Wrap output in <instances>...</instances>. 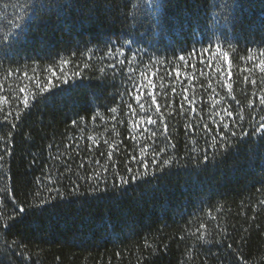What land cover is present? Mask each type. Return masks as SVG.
Listing matches in <instances>:
<instances>
[{
	"label": "trees",
	"instance_id": "1",
	"mask_svg": "<svg viewBox=\"0 0 264 264\" xmlns=\"http://www.w3.org/2000/svg\"><path fill=\"white\" fill-rule=\"evenodd\" d=\"M0 41V264H264V0H0Z\"/></svg>",
	"mask_w": 264,
	"mask_h": 264
},
{
	"label": "snow or ice",
	"instance_id": "2",
	"mask_svg": "<svg viewBox=\"0 0 264 264\" xmlns=\"http://www.w3.org/2000/svg\"><path fill=\"white\" fill-rule=\"evenodd\" d=\"M146 3L152 4L153 3V0H146ZM17 27H20V25H17ZM0 43H3V41H0ZM204 51L207 52V51H209V49H204ZM220 53H221V49L218 46L217 49H216V52L213 53L212 55H213V57H215L217 54H220ZM190 55H192V54L190 53ZM222 55L225 58V60H228L229 69H228L227 75H228L229 78H231V76H232V73H231V61L229 59L228 53L227 52H223ZM261 55H264V52H262ZM201 56H202V54H201ZM179 59L181 61H185V63H187L186 58L184 56L179 57ZM249 59H251V57H249ZM69 62H70L69 60L61 59V61L59 63V66H58V70H59L60 75H57V70L56 69L49 68L48 71H50L52 73V76H55L56 79H58V80H60V81H62L64 83H67V75L64 72V66L67 65ZM200 62L203 63L204 62L203 59H201ZM119 63L120 64H124L125 61L124 60H120ZM209 66H211V60H209ZM85 67H87V65H85ZM110 67L115 68L116 65L113 64V65H110ZM192 67H195V65H192ZM256 67H259L260 71L261 72H264V60H260L259 63L256 65ZM33 71H35V70H33ZM130 71H135V69H130ZM217 71H221V69L219 68V66H217ZM77 74L78 73H73V75H77ZM201 74H203V73H201ZM24 75H25V77H27L28 76V73H24ZM151 75H155V73H152ZM177 75H179V72L178 71H177ZM140 76H141V80H139V81H133V87H134L135 91L137 93H140L139 95H135L134 96V99H135L136 103L139 104L140 110L143 111V110H145V105H144V103H141V96L143 95V93L141 92V89L142 88H147V87L155 88V85L152 83V80L149 77V73L141 72L140 73ZM244 79L247 80L248 77L245 76ZM224 83H225V85L228 88L229 94H231V92H232V85L229 84L227 82V80H225ZM251 83L252 84H255L256 81L255 80H252ZM51 86H53L51 79H48L47 82L43 84V86L40 85L39 81L37 82V88L39 89V92L40 93L47 92L48 89H49V87H51ZM0 87H2V85H0ZM19 91L21 93H26V91H27L26 86L25 87H20L19 88ZM173 91H174V89H173ZM185 91H187V89H185ZM36 96H37V93H32V98L33 99H35ZM233 98H235V97H233ZM7 99H8L7 97H0V101H6ZM185 99H187V97H185ZM152 103L153 104H156V98H155V96L152 97ZM260 103L261 104H264V96H262L260 98ZM23 104H24V106L26 108L28 107V105H29L28 95H25L24 96V98H23ZM128 108L132 109L133 112H135V109H133L132 104L129 103L128 104ZM159 110H160V105L159 104H156V111L159 112ZM111 111L113 113H115L117 111V109L116 108H112ZM225 111L227 112L228 116H231L232 115V112L227 111V109H225ZM9 115H11V113H9ZM16 118L19 119V115H17ZM5 122H7V117H5ZM147 122L149 124H155L156 123V121L153 120L151 118V116H149L147 118ZM74 123H75V121H74ZM12 126L15 127L14 124ZM205 127H207V126H205ZM225 127H227V125H225ZM260 127L261 128H264V124H262ZM165 130H167V125H165ZM153 135H155V133H153ZM0 139H2V138H0ZM3 158L4 157L2 155H0V160H3ZM133 159H135V157H133ZM205 159H207V157H205ZM165 163H168V161H165ZM2 167H3V165L0 164V168H2ZM144 167L147 168L148 165L145 164ZM129 171H131V169H129ZM135 178L136 177L134 176L133 179H135ZM121 179L123 181V178H121ZM123 182L124 183H127V181H123ZM42 203H47V201H42ZM261 203H264V201H261ZM20 211H23V209L21 208ZM9 219H11V217ZM0 227L7 228L8 227V224L5 223V224H3ZM244 264H246V262H244Z\"/></svg>",
	"mask_w": 264,
	"mask_h": 264
}]
</instances>
